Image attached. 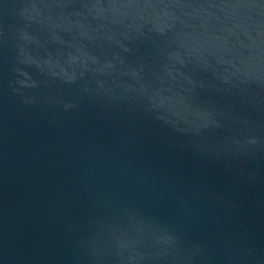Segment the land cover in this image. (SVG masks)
I'll return each mask as SVG.
<instances>
[{"label":"water","instance_id":"obj_1","mask_svg":"<svg viewBox=\"0 0 264 264\" xmlns=\"http://www.w3.org/2000/svg\"><path fill=\"white\" fill-rule=\"evenodd\" d=\"M0 264H264V0H0Z\"/></svg>","mask_w":264,"mask_h":264}]
</instances>
